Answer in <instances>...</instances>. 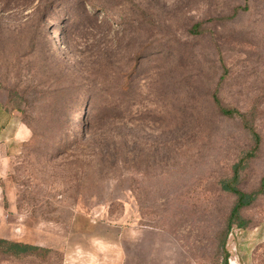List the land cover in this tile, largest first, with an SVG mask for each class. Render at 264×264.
<instances>
[{
  "label": "rangeland",
  "instance_id": "1",
  "mask_svg": "<svg viewBox=\"0 0 264 264\" xmlns=\"http://www.w3.org/2000/svg\"><path fill=\"white\" fill-rule=\"evenodd\" d=\"M0 101V239L39 249L0 264H228L264 218L221 188L264 178V0H0Z\"/></svg>",
  "mask_w": 264,
  "mask_h": 264
},
{
  "label": "crops",
  "instance_id": "2",
  "mask_svg": "<svg viewBox=\"0 0 264 264\" xmlns=\"http://www.w3.org/2000/svg\"><path fill=\"white\" fill-rule=\"evenodd\" d=\"M26 131L6 113L0 101V150L20 142ZM3 154L0 152V162ZM239 264H264V218L240 230L235 238Z\"/></svg>",
  "mask_w": 264,
  "mask_h": 264
},
{
  "label": "trees",
  "instance_id": "3",
  "mask_svg": "<svg viewBox=\"0 0 264 264\" xmlns=\"http://www.w3.org/2000/svg\"><path fill=\"white\" fill-rule=\"evenodd\" d=\"M215 103L217 104V106L219 107V111L221 114L226 115V116H230L233 114H238L236 111L233 110H227L224 109L222 107L219 106L218 100L217 98L214 96L213 97ZM247 127H249L246 123L244 124ZM251 127H249V130L252 131V129H250ZM255 141L258 143V136L256 135V133H254L252 131ZM252 154V153H251ZM250 154V155H251ZM233 173H234V177L231 180L230 183H222L221 188L224 191H229L232 194H234L236 196V201L230 211L229 214V219H228V226H230L233 223H236V225L239 228H245L247 226V222L242 220L240 217V211L245 208L248 207L252 204V202L254 201V199L256 198V195L258 193H261L263 191V187H264V178L261 180V184H260V190L258 192H254V193H250V194H246L240 190H238L235 187V183L237 180V173H238V167L237 165L234 167L233 169ZM39 250L37 247L34 246H29V245H24L21 243H14V242H9L6 240H1L0 239V252L3 254H7V255H20V254H27L29 252L32 251H37Z\"/></svg>",
  "mask_w": 264,
  "mask_h": 264
},
{
  "label": "built area",
  "instance_id": "4",
  "mask_svg": "<svg viewBox=\"0 0 264 264\" xmlns=\"http://www.w3.org/2000/svg\"><path fill=\"white\" fill-rule=\"evenodd\" d=\"M239 230L236 232V231H232L229 235V237L233 240L237 237V235L239 234ZM232 249L230 251V256L228 258V264H239L238 263V256H237V250H236V247L233 243V245L231 246Z\"/></svg>",
  "mask_w": 264,
  "mask_h": 264
}]
</instances>
